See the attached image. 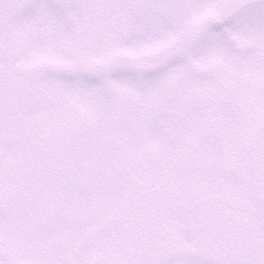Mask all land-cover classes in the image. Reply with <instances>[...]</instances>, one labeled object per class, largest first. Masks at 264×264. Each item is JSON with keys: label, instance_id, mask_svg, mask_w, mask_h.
I'll return each mask as SVG.
<instances>
[{"label": "snow or ice", "instance_id": "obj_1", "mask_svg": "<svg viewBox=\"0 0 264 264\" xmlns=\"http://www.w3.org/2000/svg\"><path fill=\"white\" fill-rule=\"evenodd\" d=\"M0 264H264V0H0Z\"/></svg>", "mask_w": 264, "mask_h": 264}]
</instances>
